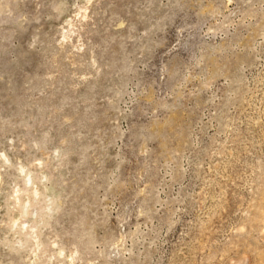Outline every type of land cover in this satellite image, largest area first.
<instances>
[{
    "label": "rangeland",
    "instance_id": "1",
    "mask_svg": "<svg viewBox=\"0 0 264 264\" xmlns=\"http://www.w3.org/2000/svg\"><path fill=\"white\" fill-rule=\"evenodd\" d=\"M0 264H264V0H0Z\"/></svg>",
    "mask_w": 264,
    "mask_h": 264
}]
</instances>
